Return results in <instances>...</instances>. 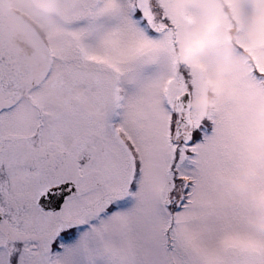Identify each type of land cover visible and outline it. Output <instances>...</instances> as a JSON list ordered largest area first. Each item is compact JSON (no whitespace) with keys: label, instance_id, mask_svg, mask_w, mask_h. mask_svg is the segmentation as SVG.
I'll return each instance as SVG.
<instances>
[{"label":"snow or ice","instance_id":"1","mask_svg":"<svg viewBox=\"0 0 264 264\" xmlns=\"http://www.w3.org/2000/svg\"><path fill=\"white\" fill-rule=\"evenodd\" d=\"M0 264H264V0H0Z\"/></svg>","mask_w":264,"mask_h":264}]
</instances>
